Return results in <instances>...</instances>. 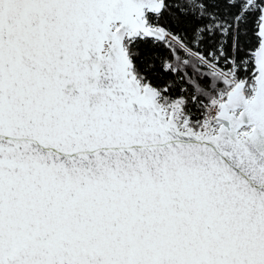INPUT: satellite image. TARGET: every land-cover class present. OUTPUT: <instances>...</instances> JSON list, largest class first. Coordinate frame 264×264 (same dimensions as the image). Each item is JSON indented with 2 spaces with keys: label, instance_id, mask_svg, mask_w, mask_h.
<instances>
[{
  "label": "snow or ice",
  "instance_id": "6c2138e0",
  "mask_svg": "<svg viewBox=\"0 0 264 264\" xmlns=\"http://www.w3.org/2000/svg\"><path fill=\"white\" fill-rule=\"evenodd\" d=\"M0 264H264V0H0Z\"/></svg>",
  "mask_w": 264,
  "mask_h": 264
}]
</instances>
